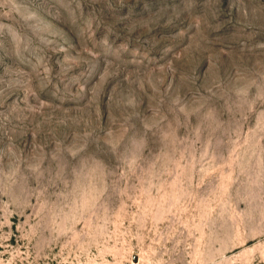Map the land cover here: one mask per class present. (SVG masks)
<instances>
[{
	"label": "rangeland",
	"instance_id": "obj_1",
	"mask_svg": "<svg viewBox=\"0 0 264 264\" xmlns=\"http://www.w3.org/2000/svg\"><path fill=\"white\" fill-rule=\"evenodd\" d=\"M0 264H264V0H0Z\"/></svg>",
	"mask_w": 264,
	"mask_h": 264
}]
</instances>
